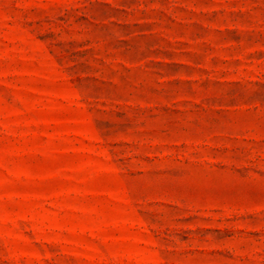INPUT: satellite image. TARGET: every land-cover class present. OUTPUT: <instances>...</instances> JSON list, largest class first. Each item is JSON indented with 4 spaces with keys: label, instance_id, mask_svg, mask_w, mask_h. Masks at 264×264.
<instances>
[{
    "label": "rangeland",
    "instance_id": "1",
    "mask_svg": "<svg viewBox=\"0 0 264 264\" xmlns=\"http://www.w3.org/2000/svg\"><path fill=\"white\" fill-rule=\"evenodd\" d=\"M0 264H264V0H0Z\"/></svg>",
    "mask_w": 264,
    "mask_h": 264
}]
</instances>
